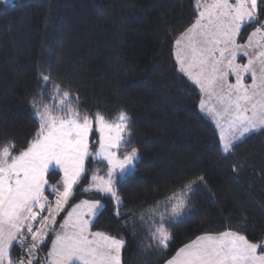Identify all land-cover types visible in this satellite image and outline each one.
I'll return each instance as SVG.
<instances>
[{
    "label": "trees",
    "instance_id": "16d2710c",
    "mask_svg": "<svg viewBox=\"0 0 264 264\" xmlns=\"http://www.w3.org/2000/svg\"><path fill=\"white\" fill-rule=\"evenodd\" d=\"M193 5L194 0L0 3V142L12 140L17 151L27 146L38 126L29 100L41 72L50 73L78 93L85 110L114 118L122 106L132 117L141 160L120 185L122 211L135 209L139 216L187 180L204 177L190 194L188 215L172 229L166 255L143 252L146 229L134 234L116 220L105 198L108 209L93 230L124 236L123 264H164L198 236L229 228L253 242L264 238V135L252 134L233 154H222L219 132L199 108V89L178 71L175 39L194 20ZM49 179L55 184L60 177Z\"/></svg>",
    "mask_w": 264,
    "mask_h": 264
},
{
    "label": "snow or ice",
    "instance_id": "6c2138e0",
    "mask_svg": "<svg viewBox=\"0 0 264 264\" xmlns=\"http://www.w3.org/2000/svg\"><path fill=\"white\" fill-rule=\"evenodd\" d=\"M193 9L194 20L175 39V61L199 88V108L213 118L227 156L252 134L264 135V0H194ZM38 80L29 100L38 126L27 146L17 151L12 140L0 142V264H123L124 236L93 230L108 209L105 198L134 234L146 229L143 252L166 255L204 177L187 180L139 216L122 211L120 185L141 160L132 117L122 106L114 118L85 110L78 93L50 73ZM92 162L98 166L88 167ZM81 194L87 198L77 201ZM164 264H264V238L253 242L231 228L205 233Z\"/></svg>",
    "mask_w": 264,
    "mask_h": 264
},
{
    "label": "rangeland",
    "instance_id": "374dc122",
    "mask_svg": "<svg viewBox=\"0 0 264 264\" xmlns=\"http://www.w3.org/2000/svg\"><path fill=\"white\" fill-rule=\"evenodd\" d=\"M17 1H26V0H9V2L7 3V4H4V3H1V4H3V5H12V4H14V3H16ZM51 2H54V1H58V0H50ZM244 36H243V34H242V36L239 38L240 39V41L241 42H245L246 41V39L245 40H242V38H243ZM176 47V46H175ZM174 52H175V48H174ZM242 62V61H241ZM244 62H246V61H244ZM177 67H178V65H177ZM41 73H43V72H41ZM45 74V73H44ZM232 79V78H231ZM250 82V81H249ZM198 88V87H197ZM199 89V88H198ZM201 98H202V94H201ZM205 98V100H206V102L208 103V105L209 106H213V105H215L216 107H219V105L216 103V101H215V99H209V98H207V97H204ZM202 114H204L209 120H211L212 122H213V124H214V126H215V122H214V120H213V118L210 116V115H208V114H206L205 112H202ZM216 127V126H215ZM217 129V128H216ZM218 130V129H217ZM218 132H219V130H218ZM50 199H52V197H50ZM61 215H63V213L61 214Z\"/></svg>",
    "mask_w": 264,
    "mask_h": 264
},
{
    "label": "crops",
    "instance_id": "0c3cea01",
    "mask_svg": "<svg viewBox=\"0 0 264 264\" xmlns=\"http://www.w3.org/2000/svg\"><path fill=\"white\" fill-rule=\"evenodd\" d=\"M245 60H242V62H244ZM231 79V78H230Z\"/></svg>",
    "mask_w": 264,
    "mask_h": 264
}]
</instances>
